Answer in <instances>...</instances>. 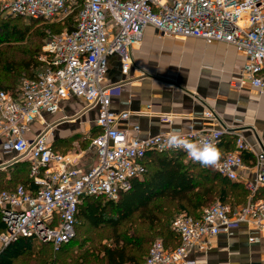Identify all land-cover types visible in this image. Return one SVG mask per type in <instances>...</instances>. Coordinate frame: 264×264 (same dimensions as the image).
<instances>
[{"label":"built area","instance_id":"2783aa9c","mask_svg":"<svg viewBox=\"0 0 264 264\" xmlns=\"http://www.w3.org/2000/svg\"><path fill=\"white\" fill-rule=\"evenodd\" d=\"M0 8L5 15L41 21H59L79 8L72 30L46 40L40 71L23 78L16 92L0 89V157H4L0 171L25 162L31 177L27 186L0 191V251L19 237L53 246L69 242L75 236L83 197L117 200L133 179L147 172L150 153L186 154L167 148L173 133L141 137L139 125L120 127L130 112L111 109L121 86L104 83L108 57L119 55L126 67L148 27L160 37H194L234 46L246 58L244 75L254 87L264 89V0H0ZM72 97L98 110V133L91 140L97 161L87 170L69 166L67 156L50 141L55 122L47 117ZM206 115L214 117L210 110ZM36 123L42 126L38 130ZM226 132L236 135V149L214 168L237 180L244 166L242 152L249 146L240 131L221 127L181 134L217 145ZM186 158L191 160L187 154ZM255 168L256 182L246 184L252 195L264 185V150L256 155ZM241 223L260 231L264 240V200L250 196L239 207L218 200L203 207L197 219L180 214L172 226L179 244L167 248L156 239L143 264H196L192 253L206 251L214 237Z\"/></svg>","mask_w":264,"mask_h":264},{"label":"crops","instance_id":"0c3cea01","mask_svg":"<svg viewBox=\"0 0 264 264\" xmlns=\"http://www.w3.org/2000/svg\"><path fill=\"white\" fill-rule=\"evenodd\" d=\"M245 62V56L232 45L194 37H160L148 27L126 67L119 55L108 57L104 79L105 84L121 86L111 109L131 114L120 127L139 125L141 137L221 127L240 131L249 145L242 152L244 166L238 170L237 180L226 179L243 187L247 196L240 201L238 192H232L235 207L246 204L250 196L264 200V185L253 195L246 187L248 182H256V155L264 150V89L254 87L244 75ZM238 82L243 83L236 85ZM209 110L213 118L207 117ZM97 116L96 108L72 97L62 102L57 114L47 117L55 122L50 141L67 156L69 166L87 170L96 163L97 152L94 160L86 161L78 155L72 157L64 147L70 137L81 133L92 135V140L91 130L98 131ZM63 117L68 118L61 120ZM41 127L35 124L36 130ZM216 146L220 161L235 151L236 135L224 133ZM190 257L196 264H264V240L260 231L241 223L214 237L206 251Z\"/></svg>","mask_w":264,"mask_h":264},{"label":"trees","instance_id":"16d2710c","mask_svg":"<svg viewBox=\"0 0 264 264\" xmlns=\"http://www.w3.org/2000/svg\"><path fill=\"white\" fill-rule=\"evenodd\" d=\"M78 14L79 8L68 16L77 18ZM11 20L13 18H0V44L12 37L24 41L23 37L28 34L30 26L22 30L15 20L11 27ZM68 23L67 31H70L75 20ZM45 36L43 29H35L27 36V46L18 50L24 58L13 59L20 66H7L6 61L11 60V56L7 50H0V71L12 74L0 77V89L16 92L17 77L22 70L29 72L27 77H34L40 71L42 64L38 57L42 54ZM97 133L95 131L93 136ZM146 165L147 172L133 179L131 187L117 200L104 196L82 198L76 216L75 233L81 237L77 250L71 246L76 236L60 246L19 237L0 251V264H13L27 254L49 264H143L157 236L167 248L179 244V237L167 220L171 209H162L158 200L177 202L179 209L197 219L202 208L210 205L207 203L219 200L235 207L232 192H238L240 201L247 196L243 187L228 181L214 167H202L187 159L185 153H150ZM30 181L29 164L25 162L13 165L9 172L0 171V191L7 182L27 186ZM2 229L0 219V231ZM95 230L102 231L97 234Z\"/></svg>","mask_w":264,"mask_h":264},{"label":"rangeland","instance_id":"374dc122","mask_svg":"<svg viewBox=\"0 0 264 264\" xmlns=\"http://www.w3.org/2000/svg\"><path fill=\"white\" fill-rule=\"evenodd\" d=\"M0 18L1 19L2 18L3 19L13 18V20L10 21L11 27L15 24L14 23L15 20H18L17 26L19 28H21L22 30H25V28L27 26H30L28 34H25V36L23 37L24 41H18L17 37H12L11 39H7L6 41H4L0 44V50H5V51L7 50L11 56V60L6 61L7 66H11L12 64L20 66V64L13 61V59L14 60H20L21 58H24L23 55H21L20 52H18V50L20 51V50H22V48L27 46V43H26V41L28 39L27 36L30 35V33L32 31H34L35 29H41V30L43 29L46 32V36L43 38V42H42V44H43L42 45V54H43L46 40L50 36L66 32L69 28L68 21L72 22V20L76 21V19H77L74 15H72L71 17L67 16V17H65L59 21L31 20V19H25L22 17H18V16L5 15L2 12L1 8H0ZM7 47H9V48H7ZM40 55L38 57V60L40 58ZM28 73L29 72H27L25 70H22V72H20V74L17 77V83L19 85H20L22 79L29 75ZM3 76H12V74L9 75L7 72L0 71V77H3ZM94 132H95V128L91 130V133H94ZM91 137H92V135L89 136L88 134H84V133H81L77 136L70 137V139L65 144L64 148L67 152H69L71 154L72 157H76L75 155H78V156H80L81 160H86V161L94 160L96 157L95 156L96 155V148L92 144ZM3 158L4 157H2V156L0 157V159H3ZM17 184H20V183H16V182L15 183L13 182L10 184L7 183V184H4L3 188H8L12 185H17ZM97 197L102 198L103 196H97ZM215 202H217V200H214V201L207 203V204L211 205ZM157 204H160L162 209H171V214L167 220H168V224L170 225V229H172V226H173L175 219L180 214H182L184 212L181 209H179L177 202L169 203V201H167V200H158ZM180 204L183 205V203H180ZM164 216H165V214H164ZM101 231L102 230H99V231L95 230L93 232H96L98 234ZM75 236H76V233H75ZM156 239H161V238L159 236H157L154 239V241ZM80 240H81V237L77 235L75 238V241H73L71 243V246H73V248L77 250ZM37 246L40 247V244H38ZM39 247H37V249H39ZM13 264H49V263L48 262L43 263V262L39 261L37 258H35L34 255L27 254V255L15 260Z\"/></svg>","mask_w":264,"mask_h":264},{"label":"clouds","instance_id":"9594fccd","mask_svg":"<svg viewBox=\"0 0 264 264\" xmlns=\"http://www.w3.org/2000/svg\"><path fill=\"white\" fill-rule=\"evenodd\" d=\"M169 149H182L188 158L200 163L202 167H215L220 159L221 152L215 143L207 138L190 140L180 132L170 134L166 141Z\"/></svg>","mask_w":264,"mask_h":264}]
</instances>
